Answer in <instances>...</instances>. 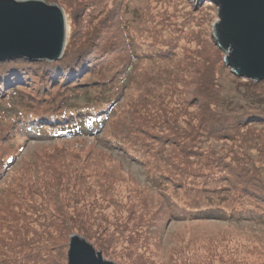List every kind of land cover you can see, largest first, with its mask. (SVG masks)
<instances>
[{
    "label": "rangeland",
    "instance_id": "374dc122",
    "mask_svg": "<svg viewBox=\"0 0 264 264\" xmlns=\"http://www.w3.org/2000/svg\"><path fill=\"white\" fill-rule=\"evenodd\" d=\"M45 1L65 11L61 59L78 41L77 33L96 24L121 43L134 34L140 48L91 75L104 79L107 92L117 96L107 107L98 103L89 109L103 118L95 130L63 128L57 134L55 125L64 120L45 114L10 128L27 106L19 92L0 100V127L10 131L0 142L4 264H68L72 234L116 264H264V221L181 212L248 207L238 191L222 194L225 200L199 195L213 170L205 167L201 173L198 167L220 156L228 167L219 169L242 180L241 170L248 169L264 195V80L239 77L226 65L227 53L214 37L217 5L211 0ZM89 56L79 55L68 66L78 71ZM88 73L85 69L78 78ZM99 92L76 90L64 103L75 109ZM39 126L45 132L35 131Z\"/></svg>",
    "mask_w": 264,
    "mask_h": 264
},
{
    "label": "trees",
    "instance_id": "16d2710c",
    "mask_svg": "<svg viewBox=\"0 0 264 264\" xmlns=\"http://www.w3.org/2000/svg\"><path fill=\"white\" fill-rule=\"evenodd\" d=\"M100 23L102 22L100 21L98 24ZM85 24L88 28L89 25L87 23ZM89 27L88 29L93 31L85 30V33L84 31L78 32L76 37L78 41H75L69 46V53L65 55V58L59 61H31L21 57L0 62V100L4 99L7 95L19 92L22 94L20 96L22 103L27 106L25 112L17 114L10 128L19 127L18 125L20 122L25 123L26 117H33L32 115L35 114H45L47 117L53 116L55 119L60 115L61 120H64V122L55 125L56 129H58L56 132L57 134L64 133L61 130L63 128L70 129L69 132H72L77 130L83 131L85 128L95 130L100 127L103 118H98L99 113L92 110L89 111V109L95 108L98 103L103 107H107L117 96L115 92H107L110 85L107 84L104 79L99 80L98 78L91 77V75L101 74L106 66L105 64L114 57L125 60L127 54H131L129 50L132 49L134 53H137L140 47L136 43L137 37L134 34L132 35L129 33V40H125V42L121 43L118 41L116 35H111L110 37H107V35L104 36L97 24L94 25V27ZM82 36L83 38L86 37V39L82 40ZM77 44H81L83 47L79 45L78 47H81V49H77ZM126 45L131 48H125ZM147 47L151 50L155 48L154 46ZM79 55L81 57L92 55V57L89 56L81 66L79 64L80 70L75 71L76 65L68 66V64ZM126 62L123 64L125 65ZM85 69H87L89 75L86 78H78L80 73ZM109 69L108 67V70ZM118 72H120V74L117 75L119 81L121 71ZM74 77L77 80L75 79L72 81L71 79ZM94 89L100 91V96L96 95L91 98L87 96L88 99L86 98V103L81 104L80 107L72 109L69 105L64 103L67 96H71L76 90L80 94L90 92ZM62 94L65 95L58 98ZM29 105L31 107H28ZM103 116L106 117L105 113ZM36 120L37 119L34 117L30 122L34 123ZM217 127L219 126L215 127V132L219 131ZM0 128L3 129L4 132L0 137V142H2V140H4L2 137L9 135L10 131L8 130V125L6 129L3 127ZM35 131L45 132V130L42 131L41 126L37 127ZM220 137L221 136H219V138ZM212 138L214 140L218 139L217 135L212 136ZM226 161L227 160H225L223 156H220L214 159L212 163H208L210 165H206L205 163L204 168L202 166L198 167L199 172L203 170L201 173L207 170L205 167H209L208 170H213V172H210L208 175L210 178L206 179L208 186H201L197 191L202 198L212 196L217 200H225L224 195H222L224 193L229 191H235L236 193V191H238L239 193L237 194L240 196L239 200L248 201V203H246L248 207L245 209H238L237 206L232 208L218 205L217 209L212 211H189L186 208H182V216L192 217L206 215L208 216L207 218L214 219L228 216L235 220L251 219L262 223L264 221V195L262 196L259 194L262 188L256 185V180L255 185L253 184L251 181L253 176L247 174L248 169H242L239 174V176L243 177V180L233 176L238 173L229 172L227 169H219L221 166L228 167ZM251 161L252 159H250V162ZM220 162L224 164L221 165L219 164ZM234 167L240 168L237 165ZM201 173H199V175H201ZM214 183H217V185ZM203 193L206 196H203ZM4 263V258H0V264Z\"/></svg>",
    "mask_w": 264,
    "mask_h": 264
},
{
    "label": "water",
    "instance_id": "95a60500",
    "mask_svg": "<svg viewBox=\"0 0 264 264\" xmlns=\"http://www.w3.org/2000/svg\"><path fill=\"white\" fill-rule=\"evenodd\" d=\"M220 20L214 37L225 63L239 76L264 80V0H211ZM67 21L58 3L0 0V62L26 58L56 62L66 44ZM68 264H116L85 238L72 234Z\"/></svg>",
    "mask_w": 264,
    "mask_h": 264
}]
</instances>
